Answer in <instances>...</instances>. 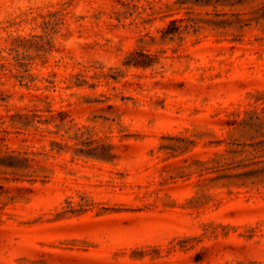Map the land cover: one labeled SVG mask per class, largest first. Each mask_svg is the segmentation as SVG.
<instances>
[{"label": "rangeland", "instance_id": "rangeland-1", "mask_svg": "<svg viewBox=\"0 0 264 264\" xmlns=\"http://www.w3.org/2000/svg\"><path fill=\"white\" fill-rule=\"evenodd\" d=\"M0 264H264V0H0Z\"/></svg>", "mask_w": 264, "mask_h": 264}]
</instances>
